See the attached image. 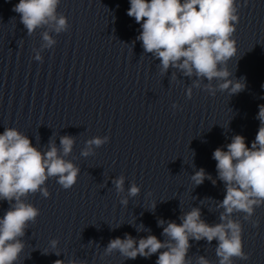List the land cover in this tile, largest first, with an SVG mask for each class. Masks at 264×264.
<instances>
[{
  "label": "water",
  "instance_id": "obj_1",
  "mask_svg": "<svg viewBox=\"0 0 264 264\" xmlns=\"http://www.w3.org/2000/svg\"><path fill=\"white\" fill-rule=\"evenodd\" d=\"M18 2L0 0V133L16 128L42 151L50 140L59 147L61 136L75 137L65 159L80 174L70 189L50 178L48 198L39 192L28 196L40 215L26 230L17 264H54L57 259L155 264L157 255L125 260L118 252L104 255V248L125 233L148 235L136 230L143 226L163 240L157 220L179 223L182 212L192 207H200L208 223L219 222L222 209L216 204L224 198L223 183L217 180L214 186L206 179L195 186L191 175L203 168L216 179L214 150H226L237 134L249 147L255 139L258 106L264 104V0H238L237 53L228 68L233 78H245L244 91L212 96L193 88L191 99L186 89L194 78L174 69L162 74L159 60L135 41L140 25L127 15L129 0H61L57 11L67 17L69 29L52 33L57 43L41 52L42 63L33 49L40 48L45 29L27 35L12 11ZM173 103L180 108L174 110ZM97 136H108L109 142L94 155L81 156L86 141ZM120 175L125 191L117 194L112 180ZM132 182L141 189L136 197H128ZM122 197H128L127 206L120 203ZM8 207L0 201V217ZM242 217L235 214L242 221L249 259L234 258V264H264V206L255 209L257 227ZM52 239L59 241V257L50 253ZM190 243L192 264L199 255L218 264L215 240Z\"/></svg>",
  "mask_w": 264,
  "mask_h": 264
},
{
  "label": "clouds",
  "instance_id": "obj_2",
  "mask_svg": "<svg viewBox=\"0 0 264 264\" xmlns=\"http://www.w3.org/2000/svg\"><path fill=\"white\" fill-rule=\"evenodd\" d=\"M244 2L246 4L247 0ZM60 3L61 0H19L12 8L19 14L27 35L31 36L38 28L45 29L41 33L40 48L33 49L34 59L41 63V52L57 43L52 33L60 34L69 29L67 17L57 11ZM129 4L127 15L140 25L135 41L142 42L144 53L159 60V71L167 74L169 69H174L183 77L194 78L186 89L188 99L192 97L193 88H202L212 96L218 91L230 96L244 91L245 78H233L228 68V61L237 53L234 33L240 19L238 0H129ZM172 77L176 78L175 72ZM258 107L256 119L260 125L251 146L246 144L243 135H234L225 146L226 150L217 147L212 154L216 161V179L203 168L191 175L195 186L202 185L206 179L214 186L217 180L223 183L224 198L216 204L217 209H222L219 222L208 223L202 218L201 208L192 207L182 212L179 223L163 218L157 220L163 240L142 225L136 230H146L148 235L135 238L125 233L123 238L110 239L104 255L118 252L125 260L157 255L155 264H192L188 254L192 247L190 241L204 240L211 244L215 240L218 264H234V258L248 260L249 254L244 251L242 221L235 218V214L242 213L243 221L257 227L259 221L252 218L255 209L264 206V104ZM172 108L176 110L180 106L173 103ZM109 139L108 136L88 139L81 156L94 155L95 149L108 143ZM74 144L75 137L63 135L59 147L50 140L47 150L42 151L16 128H5L0 133V201L9 205L0 217V264H17L25 248L26 230L40 215V210L27 202L28 196L39 192L48 198L50 192L46 181L50 178H55L65 190L77 182L80 168L65 159ZM112 184L117 194L125 191L123 175L114 178ZM127 191L128 197H136L141 189L132 182ZM128 197L121 198L123 206L128 205ZM49 243L53 250L50 253L59 257L61 253L56 250L59 241L52 239ZM54 264L86 262L57 259ZM196 264L212 262L199 255Z\"/></svg>",
  "mask_w": 264,
  "mask_h": 264
}]
</instances>
